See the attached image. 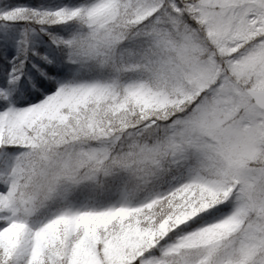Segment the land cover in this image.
Masks as SVG:
<instances>
[{"label":"rangeland","instance_id":"374dc122","mask_svg":"<svg viewBox=\"0 0 264 264\" xmlns=\"http://www.w3.org/2000/svg\"><path fill=\"white\" fill-rule=\"evenodd\" d=\"M7 8L0 18L15 15ZM22 11L43 26L30 27L36 38L50 35L36 50L42 61L56 53L121 71L106 81L56 77L28 100L18 49L9 58L0 75V207L9 211L0 264H264V108L247 93L264 89V0H68ZM183 12L199 39L178 22ZM162 15L179 37L159 25ZM65 20L78 23L73 35L48 31ZM145 21L153 40L118 50L122 27ZM44 74L27 84L37 89ZM97 108H133L166 120L169 132L126 158L143 171L142 190L69 201L68 189L96 178L108 156L94 141L105 132L84 130ZM197 187L211 190V203L171 211Z\"/></svg>","mask_w":264,"mask_h":264},{"label":"trees","instance_id":"16d2710c","mask_svg":"<svg viewBox=\"0 0 264 264\" xmlns=\"http://www.w3.org/2000/svg\"><path fill=\"white\" fill-rule=\"evenodd\" d=\"M66 1L68 0H0V9L8 7L7 9L16 10L13 13L15 15L0 18V75L2 79H5L8 60L18 49L21 62L17 67L22 76L18 84L25 91V97H28V100L38 99L43 97L46 91L53 90L56 87V77L70 81H106L117 77L121 71L117 62L114 63V66H108L95 58L67 60L58 57L56 53H52L51 56L55 59V62L49 64L44 60L42 61L45 54L36 57V50L42 45L43 41L50 40V35L48 32H41L42 37L40 39L36 38L35 34L30 32V27L37 26L40 28L39 31H42L43 26L36 21V17L29 16L22 10L35 8L39 11H45ZM74 1L85 2L89 0ZM178 15V22L185 23L186 31H193L195 37L199 39L197 23L189 19L184 12ZM159 19L162 21L159 22V25L168 29L172 36L179 37L178 33L180 31L174 27L169 15H162ZM145 23L146 21L139 25L131 23L122 27L121 36L123 37L117 43L118 50L126 45L130 48V51H136L149 44L153 38H149L151 33L143 30L142 27L145 26ZM77 24V22L65 20L48 25V31L50 33L59 32L60 34L73 35L76 32L74 29L77 28ZM24 27L26 31L22 32ZM122 43L124 44L121 45ZM155 52L158 51L155 50ZM40 69H44L45 74L38 78L40 87L34 89L27 82L34 80L36 78L35 73ZM149 77L154 79L151 74ZM152 83L156 87L160 85L158 84L159 81H153ZM4 104L5 101L0 100V106L3 107ZM91 117L88 120L89 124H85L84 128H86L84 130L88 131L95 128L105 132L101 138H96L98 140L94 141H97L96 144L108 151V156L101 169H99L96 178H89L83 184L73 185L68 189L66 199L78 201L79 199L88 198L92 201H105L116 197L121 187L130 190L135 189L136 191L142 190L139 187L143 185V182H141L143 171L140 170L141 168L134 167V161H129L130 159L126 158L130 157L139 146L152 145L161 140L162 136L169 132L167 121H146L133 108L109 113L102 108H97L95 114ZM100 131L99 134H101ZM131 162L132 164H129ZM8 213L7 209L0 207V227L7 223L2 216H6Z\"/></svg>","mask_w":264,"mask_h":264},{"label":"bare ground","instance_id":"6f19581e","mask_svg":"<svg viewBox=\"0 0 264 264\" xmlns=\"http://www.w3.org/2000/svg\"><path fill=\"white\" fill-rule=\"evenodd\" d=\"M194 186V185H193ZM210 189H207L206 191L202 192L199 187L196 188L195 191H191L189 193H186L180 200L176 202V204L172 207V212H177L180 209H187L189 206L188 201H193L194 203H201L205 202L207 204L211 203L210 201L213 198V194ZM204 204V203H203ZM207 206V205H206ZM205 205L202 207H206ZM201 207V208H202ZM209 206H207L204 210H207Z\"/></svg>","mask_w":264,"mask_h":264},{"label":"water","instance_id":"95a60500","mask_svg":"<svg viewBox=\"0 0 264 264\" xmlns=\"http://www.w3.org/2000/svg\"><path fill=\"white\" fill-rule=\"evenodd\" d=\"M247 93L257 106L264 108V89H254L249 87Z\"/></svg>","mask_w":264,"mask_h":264}]
</instances>
